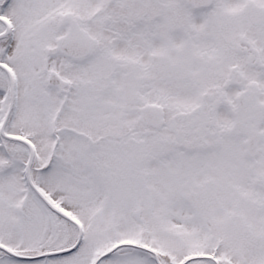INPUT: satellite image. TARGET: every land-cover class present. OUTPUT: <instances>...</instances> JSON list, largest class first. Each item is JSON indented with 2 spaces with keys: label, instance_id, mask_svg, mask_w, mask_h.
<instances>
[{
  "label": "snow or ice",
  "instance_id": "6c2138e0",
  "mask_svg": "<svg viewBox=\"0 0 264 264\" xmlns=\"http://www.w3.org/2000/svg\"><path fill=\"white\" fill-rule=\"evenodd\" d=\"M0 264H264V0H0Z\"/></svg>",
  "mask_w": 264,
  "mask_h": 264
}]
</instances>
